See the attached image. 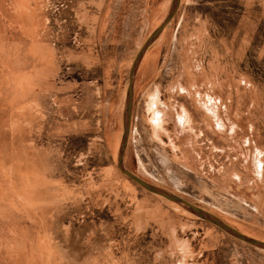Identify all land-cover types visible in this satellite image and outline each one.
Returning <instances> with one entry per match:
<instances>
[{
	"label": "rangeland",
	"instance_id": "obj_1",
	"mask_svg": "<svg viewBox=\"0 0 264 264\" xmlns=\"http://www.w3.org/2000/svg\"><path fill=\"white\" fill-rule=\"evenodd\" d=\"M174 1L0 0V264H264L117 166L142 48L122 167L264 242V0Z\"/></svg>",
	"mask_w": 264,
	"mask_h": 264
},
{
	"label": "water",
	"instance_id": "obj_2",
	"mask_svg": "<svg viewBox=\"0 0 264 264\" xmlns=\"http://www.w3.org/2000/svg\"><path fill=\"white\" fill-rule=\"evenodd\" d=\"M178 4H179V0H175L174 4H173V6H172V8H171V10L169 12V14L165 18V20L151 33V35L149 36L148 40H150L152 37H154L157 33H159L162 30V28L165 26V24L169 21V19L171 18V16L175 12ZM141 50H142V48L136 54L135 60L133 61L132 65H131V68H130V72H129V82H128L127 91H126V102H125V113H124L125 114L124 115V129H123V133H122L121 145H120V150H119V155H118V160H117L118 168L128 178H130L131 180H133L137 184L141 185L145 189H147V190H149L151 192L160 194L161 196H163L166 199L179 202V203L185 205L186 207H188L189 209H191L192 211H194L200 217L205 218V219L215 223L217 226H219L222 229L230 232L231 234H233L234 236L238 237L239 239H241V240H243V241H245V242H247L249 244L257 245L259 247L264 248V242L258 241L256 239L247 238L246 236H244L241 233H239L236 229H234L231 226L221 222L215 216H213V215L201 210L200 208L192 205L188 201H186V200H184V199H182V198H180V197H178L176 195L169 194V193H166L164 191H161V190L155 188L151 184H149L146 181L140 179L138 176L134 175L129 170H127V169L122 167L123 153H124V150H125V146H126V142H127V136H128V133H129V125H130V121H131L132 75H133V71H134L136 60H137Z\"/></svg>",
	"mask_w": 264,
	"mask_h": 264
},
{
	"label": "bare ground",
	"instance_id": "obj_3",
	"mask_svg": "<svg viewBox=\"0 0 264 264\" xmlns=\"http://www.w3.org/2000/svg\"><path fill=\"white\" fill-rule=\"evenodd\" d=\"M153 100V99H152ZM156 102V101H155ZM153 105H155L154 101H153ZM153 125L154 127L157 126L159 128H162V129H166V126H165V123H166V120L165 118L163 117V114H160L158 113L157 111L154 112V118H153ZM182 122V121H181ZM158 132V130H157Z\"/></svg>",
	"mask_w": 264,
	"mask_h": 264
}]
</instances>
